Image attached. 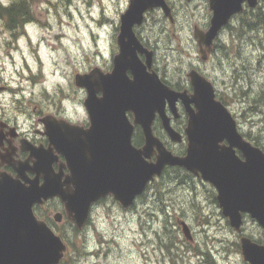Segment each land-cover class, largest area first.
I'll use <instances>...</instances> for the list:
<instances>
[{
	"label": "water",
	"instance_id": "obj_1",
	"mask_svg": "<svg viewBox=\"0 0 264 264\" xmlns=\"http://www.w3.org/2000/svg\"><path fill=\"white\" fill-rule=\"evenodd\" d=\"M207 3L211 13L209 26L206 30L195 26L192 34L202 60H206L205 54L211 51L214 40L231 18L242 13L245 6L256 8L259 0H207ZM156 9L173 22L171 7L166 0H129L120 15L116 37L118 50L121 46L122 52L116 61L119 52L113 57L111 71L106 74L99 69L90 71H99L106 77L81 79L85 74L75 75V86L86 92L83 106L90 121L86 142L81 144L77 138L74 140L69 125L57 124L55 118L46 116L42 121L50 147L30 150L31 156L37 157L35 167L31 168L37 177L35 175L27 181L24 176L27 168L23 164L12 166L16 177L0 174V264H56L58 240L63 246V259L66 244L45 222L35 218L33 205L59 198L67 220L77 230H82L86 220L82 216L76 217L69 209L83 214L90 199L95 202L106 195H112L123 209H127L165 167L183 168L210 183L216 190L222 215L235 232H241L243 215H248L264 230V155L259 153L263 151L241 135L228 108L216 99L212 83L197 71L191 70L187 74L193 89L192 94L187 95L186 91L172 90L152 70L153 51L140 42L134 28L143 24L147 12ZM139 56H144L143 62ZM128 69L133 73L128 71L125 76ZM97 91L103 93H98L96 98ZM178 101L183 104L188 119L184 156L173 155L152 131L157 115L170 140L180 141L181 135L171 127L165 113L166 104L172 113H176ZM127 113L132 114L134 124L140 126L144 136V145L139 150L131 146L132 124ZM111 131L115 136L117 132L120 140L110 139ZM100 132L104 133L101 138L92 139V135H100ZM223 139L229 141H222L221 147L218 142ZM52 144L65 159L66 167L71 168L67 167L68 175L71 172L72 175L65 179V184H75L74 193L62 190L61 170L57 173L59 175L52 173L51 163L55 160L50 151ZM154 149L157 156L150 163L147 159ZM41 173L45 184L38 181ZM18 176L31 187L25 188L12 179ZM61 217L56 213L53 219L60 222ZM179 224L184 237L191 241L188 225L185 222ZM240 250L245 254L246 263L264 264L263 244L242 236Z\"/></svg>",
	"mask_w": 264,
	"mask_h": 264
},
{
	"label": "rangeland",
	"instance_id": "obj_2",
	"mask_svg": "<svg viewBox=\"0 0 264 264\" xmlns=\"http://www.w3.org/2000/svg\"><path fill=\"white\" fill-rule=\"evenodd\" d=\"M128 1L35 0L30 7L33 6L31 14L37 27L23 34L17 32V28L10 30L2 26L0 20V29L9 32L7 41L0 42V69L3 68L5 57L22 68V71L14 74L17 83L12 86L0 76V107L7 108L19 103L22 110L33 116V121L45 113L58 112L62 115L65 111L68 120L82 119L84 108L81 110L80 105H83L86 93L74 85V77L85 72H67V84L54 85L53 95L42 90L39 83L45 70L59 73L62 67L79 58V49L73 39L67 36L65 29L75 25L78 20L83 23L86 19L92 23L95 19L93 6L97 3L104 6L101 13L107 10L110 15L117 16L119 21ZM166 1L172 9L173 23L159 10H155L148 13L143 25L135 29L137 37L153 51V70L169 84L185 86L188 83L186 74L189 66L198 64L199 71L213 84L216 95L223 100L236 120L241 135L251 143L253 137H258L260 147L264 148V106H254L252 103L253 97L264 90V22L257 31L241 29L243 19L252 20L248 12L250 9L247 8V13L236 16L226 29L222 40L228 48L218 61L215 63L217 59L212 56L207 63H202L194 45L192 29L194 26L207 28L211 16L207 0H191L189 3ZM41 2L47 7L40 9L38 6ZM118 27L119 23L115 29L116 37ZM2 36L3 31H0ZM117 53L115 39L113 57ZM84 64L88 72L98 68L105 74L112 69V62H101L98 58L85 59ZM33 66L36 72L32 71ZM30 91L32 96L25 101L24 97H28ZM81 92L85 94L83 98ZM14 97H19V100ZM63 100H67L66 106L62 105ZM244 128L247 131H243ZM44 210L52 212L50 227L67 245L61 264H76L74 256L84 255L85 244L92 242L83 238L89 223L81 231L64 218L62 222L55 223L52 219L54 212L62 210L56 202H51ZM179 221L189 226L191 241L182 234ZM117 223H134L139 228V235L144 237L142 246L146 242L152 253L150 260H154V264H205L201 255L203 252H209L217 264H226L228 254L240 250L241 236L253 241L264 240L262 229L248 217L243 218L241 233H236L221 213L215 188L184 170H167L150 184L129 210L108 207L94 213L96 251L93 255L97 262L108 255L112 246L108 236ZM69 232L71 238L67 236ZM259 244H264V241Z\"/></svg>",
	"mask_w": 264,
	"mask_h": 264
},
{
	"label": "clouds",
	"instance_id": "obj_3",
	"mask_svg": "<svg viewBox=\"0 0 264 264\" xmlns=\"http://www.w3.org/2000/svg\"><path fill=\"white\" fill-rule=\"evenodd\" d=\"M20 2L21 0H0V3H2L5 8L9 7L10 4L20 3ZM24 2L31 5L32 0H24ZM259 3L262 6H264V0H259ZM38 7L40 9H43L47 7V5L41 2ZM102 7L104 6L99 3L93 6L92 14L94 15L95 19L92 23H88L86 19L83 23L78 20L75 25H72L70 26V28L65 29L67 36L73 39V41L75 42V46L79 49L80 52L79 58L76 62L68 64L66 67H62L59 73H49L47 70H45L42 79L39 83V87L42 90H47L50 95H53L54 94L53 86L67 84L65 75L67 72L73 70L85 72V75H83L81 79L88 77H99L101 75L104 76L99 71H94L89 73L87 67L84 64L85 59L95 60L98 58L101 62H107V63H111L113 60L114 43L116 39L115 29L119 21L117 19V16L110 15L107 12V10L101 13ZM36 27L37 24L35 21L26 19L22 24V26L18 27L16 31L23 34V33L31 32ZM0 31H3V36L0 37V42H6L9 37V32L3 29H0ZM125 41L127 42V37H125ZM118 52L119 54L115 56V61L116 58L121 55L122 52L121 46ZM136 54L137 51L135 55ZM20 71H22V68L14 65L12 61H9L7 57H5L3 68L0 69V76H3L5 83H7L9 86H12L14 83H17L14 74ZM32 71L36 72L35 66H33ZM128 71L131 70L130 69L126 70L125 76ZM82 87L87 88L86 86H82ZM98 93H103V91H97L96 98ZM84 95L85 94L83 92L80 93L81 98H83ZM31 96H32V92L30 91L29 96L24 97V100L25 101L28 100L29 98H31ZM13 99L19 100V97H14ZM61 103L63 106H66L67 100H63ZM80 108L82 110L83 105H80ZM30 119H31V114L27 111L22 110L19 103L11 104L7 108L0 107V120L4 121L7 125H9L8 132H5L4 125L0 124V137H2V139H0V145H2L0 146V157H7V155L13 149V147L11 146L13 143V141L11 140L12 126H18L23 132V126L25 121ZM67 120H68V115L67 112L65 111L61 115L60 119L54 121L57 124L69 127L66 122ZM243 131H247V128H244ZM6 138L8 140L7 147L5 146ZM225 140L228 139L220 140L218 142L219 146H221L222 141ZM223 148H228V147H223ZM50 151L52 156L55 157V160L51 163L52 173L55 175H59L54 171V165L58 162L56 159L58 155V150L54 144H52ZM259 153L264 155V152H259ZM11 160L13 161V163L19 166L20 163L17 162V159L15 158L14 154L11 156ZM36 162H37V157L33 156L31 161L32 168L35 167ZM0 165H9V163H7L6 159H0ZM67 167L69 166L67 165ZM25 171H27V169ZM34 173L37 177V173L36 172ZM71 175L72 172L70 175L60 176V184L62 186V190L69 194L74 193L76 191L75 184H65V179L67 177H70ZM12 179L18 181L25 188L31 187V184L29 182H26L25 179H23L20 176ZM21 180H23L24 182L21 183L20 182ZM27 181H31V180L27 179ZM38 181H42L43 184H45V177L43 173L39 175ZM37 187H39L38 183H37ZM95 207L96 205L94 201L90 199L87 203L86 211L83 214L79 213L75 209H71V210L69 209V212L74 213L76 217L82 216L86 221L89 222V227L87 230L84 231L83 238L85 240L90 239L92 241L91 244H85L84 255L80 257L74 256L76 264H154V260H150L152 253L149 247L147 246L146 242H144L142 246L144 237L139 235V228L134 223H130V224L117 223L113 225L112 231L108 236V239L112 242L111 249L109 250V253L106 256V258H104L101 262H97L95 256L93 255L96 251V238L93 232ZM71 235L72 234L69 232L67 234L68 238H71ZM52 237L53 239H56L54 236ZM62 253H63V246L58 240V258L56 260V264H61ZM226 264H245V254L243 250L230 252L228 254ZM249 264H251V262H249Z\"/></svg>",
	"mask_w": 264,
	"mask_h": 264
},
{
	"label": "flooded vegetation",
	"instance_id": "obj_4",
	"mask_svg": "<svg viewBox=\"0 0 264 264\" xmlns=\"http://www.w3.org/2000/svg\"><path fill=\"white\" fill-rule=\"evenodd\" d=\"M34 1L35 0H32V3ZM32 8H33V6H32ZM234 18H236V16H234L231 19L230 23L219 32L218 37L215 39V41H214V43L212 45L211 51L209 53H206L205 54L206 55V60H202V63H207L208 62V59L210 60L212 58V56H214L217 59L215 61V63H216L218 61V59L220 58L222 52L226 48H228V45L227 44H224V41L222 40V37H223V35H225L224 33L227 31L226 29H228V27L230 26V24H231L232 20H234ZM31 20H33V19H31ZM143 45L147 49H149L146 44H143ZM194 45L197 47V50L200 51V49L197 46V44H194ZM139 58H140V60L142 62L144 61V56H139ZM193 68L199 74H201L205 78H207L205 74H203V73H201L199 71L198 64L197 65H191V66H189V69L190 70L193 69ZM213 70L215 71V67H213ZM158 75H159L160 80L164 84L170 86V88L172 90H174V91H186L187 92V95H191L192 94L193 89L190 87L189 82L187 84H185V86L172 85V84H169L168 81L161 76V74H158ZM39 113H41V112H39ZM165 113H166V115L170 119V125H171V127L176 132H178L181 135L180 141L172 142L170 140V138L167 136L166 132L163 130L162 125H161V122H160V119L158 118L157 115H156V117H155V119L153 121V124H152L153 135L155 137H157L163 143L164 147L167 150L171 151V153L173 155L184 156L186 154V147H187V137H186V134H185V127L187 125V120L188 119H187L186 112H185V109L183 107V104L180 101H178L176 103V113H172L171 110L169 109L168 105L166 104L165 105ZM46 116H50L52 118H55L56 120H58V119L61 118V115L58 112H55V113L49 112V113L43 114L41 117L38 116L37 119H36V121H33L32 120V117L33 116H31V120H27L28 122L25 121L24 126H23V132H22V130L18 126H12L11 140L13 141V143H12L11 146L13 147V149L7 155V157H0V159H6L7 163H9V165H0V173H2V174H8V175H10L12 177H16V172H15V170L12 167L13 165H16V164L13 163V161L11 160V156L14 154L15 155V158L17 159V162L20 163V164H23L27 168V171H24L25 172L24 174H25L26 179L30 180V179H32L35 176V174L31 172V168H32V164H31L32 156H31L30 150L31 149L35 150V149H38V148L43 149V150H46V149H48L50 147L48 138L45 135V124L42 121L43 118L46 117ZM126 116H127L128 120H129V122L132 124L131 146L135 150H139L144 145V136H143V133L141 131L140 126L137 125V124H134L132 114L127 113ZM66 122L70 126V129H69L70 136L72 138L74 137L73 138L74 140H75V138H77L78 141L81 142V144L85 143L86 140H87V138H88L87 137V131L90 128V121H89V118H88V115L86 113L85 108H84V113H83L82 119H80V120L70 119V120H67ZM0 124H3L4 125V128H5V132H8L9 125H7L2 120H0ZM77 128H79V129H77ZM109 133L110 134H113L112 137H110V139H113V140L116 139L117 141H118V139L120 140V136L119 137L117 136V132H116V136L114 135V132H112V131L109 132ZM102 134H104V133L100 132V135H98V134L97 135H92V139L101 138ZM119 135H120V133H119ZM121 138H122V136H121ZM0 139H2V137H0ZM105 139H107V137ZM0 146H2V145H0ZM5 146L6 147L8 146V140H7V138L5 139ZM156 156H157V151H156V149H154L153 152L151 153L150 158L147 159V161L150 162V163L151 162H154L155 159H156ZM56 159H57L58 162L54 165V171L56 173H59V171L61 170L62 175H68L70 172H69V169H67V167H66L65 159L63 158V156L58 153ZM172 168H178V167H165L163 169L162 174H161L160 177H162L167 170H170ZM179 169L180 170H184L183 168H179ZM160 177H158V178H160ZM158 178H155L154 180H156ZM149 187H150V184L147 186V188H149ZM137 199H136V201H137ZM51 202H56L60 206V208L62 209L61 211L54 212L53 216L56 213H60L61 216H62L60 222H62V220L64 218L68 223H70L72 226H74L70 221L67 220L66 215H65V211H64L63 204L61 203L60 199L57 198V197L52 198V199H49V200H47V201H45V202H43L41 204H35V205H33L32 211H33V214H34L35 218L38 221L45 222L47 224V226L50 227V219H51V215L50 214L52 212L51 211H48L49 213H47L44 210V208L46 206H48ZM94 203L96 205V207L94 209V213L96 211H98V210H104L105 208H108V207L118 208V209H120L122 211L129 210L135 204L134 203L131 207H129L127 209H123L120 206V204L117 201H115V199L113 198L112 195H106L104 197H100ZM52 219H53V217H52ZM60 222H55V223H60ZM88 223L89 222L86 221L84 227ZM262 231H263V234H264V230L263 229H262Z\"/></svg>",
	"mask_w": 264,
	"mask_h": 264
},
{
	"label": "trees",
	"instance_id": "obj_5",
	"mask_svg": "<svg viewBox=\"0 0 264 264\" xmlns=\"http://www.w3.org/2000/svg\"><path fill=\"white\" fill-rule=\"evenodd\" d=\"M31 9L30 5L28 3H25L24 0H21L20 3H14L10 4L9 7L5 8L2 3H0V20L2 21V26H5L6 28L10 30H15L16 28L22 26L24 21L26 19H33V16L31 14ZM252 17L251 21H247L243 19L241 29L246 30L249 29L251 31H257V29H260L259 27L262 25L264 22V10L263 6L259 3V5L252 10L248 11ZM247 11H244V14H246ZM147 44V43H145ZM217 99H219L224 105L225 103L223 100L217 96ZM253 105L256 106H264V90H261L260 92L257 93L256 96L253 97ZM250 138V136H247ZM253 145L256 147H259L261 150L264 151L263 147H260L261 144L259 142L258 137H253ZM172 170L179 172V168H172ZM183 174V173H182ZM180 175V173H179ZM186 177L188 175H185ZM257 243L263 242L261 240L256 241ZM202 257H204L205 264H217L212 257L210 256L209 252H203ZM64 262V261H63ZM67 263V261H66Z\"/></svg>",
	"mask_w": 264,
	"mask_h": 264
}]
</instances>
